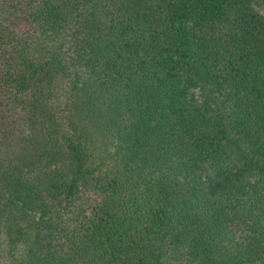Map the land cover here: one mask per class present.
<instances>
[{
	"label": "trees",
	"instance_id": "16d2710c",
	"mask_svg": "<svg viewBox=\"0 0 264 264\" xmlns=\"http://www.w3.org/2000/svg\"><path fill=\"white\" fill-rule=\"evenodd\" d=\"M0 264H264V0H0Z\"/></svg>",
	"mask_w": 264,
	"mask_h": 264
},
{
	"label": "rangeland",
	"instance_id": "374dc122",
	"mask_svg": "<svg viewBox=\"0 0 264 264\" xmlns=\"http://www.w3.org/2000/svg\"><path fill=\"white\" fill-rule=\"evenodd\" d=\"M1 238H4V236L1 234Z\"/></svg>",
	"mask_w": 264,
	"mask_h": 264
}]
</instances>
